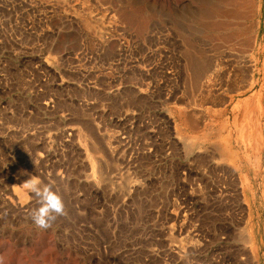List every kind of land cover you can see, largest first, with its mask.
Returning <instances> with one entry per match:
<instances>
[{
    "label": "rangeland",
    "instance_id": "374dc122",
    "mask_svg": "<svg viewBox=\"0 0 264 264\" xmlns=\"http://www.w3.org/2000/svg\"><path fill=\"white\" fill-rule=\"evenodd\" d=\"M262 52L264 0H0V264H264Z\"/></svg>",
    "mask_w": 264,
    "mask_h": 264
},
{
    "label": "clouds",
    "instance_id": "9594fccd",
    "mask_svg": "<svg viewBox=\"0 0 264 264\" xmlns=\"http://www.w3.org/2000/svg\"><path fill=\"white\" fill-rule=\"evenodd\" d=\"M25 189L39 198L40 206L32 211V220L40 228H48L57 215L64 214V203L52 186H42L37 179H29Z\"/></svg>",
    "mask_w": 264,
    "mask_h": 264
},
{
    "label": "bare ground",
    "instance_id": "6f19581e",
    "mask_svg": "<svg viewBox=\"0 0 264 264\" xmlns=\"http://www.w3.org/2000/svg\"><path fill=\"white\" fill-rule=\"evenodd\" d=\"M208 5H206V8H204V15H201V16H203L204 17V19H208L209 18V16L211 17L212 16V14L215 12L214 11V8L209 4V3H207ZM124 8V7H123ZM245 12V11H244ZM130 13V12H129ZM127 15V14H126ZM132 15V14H131ZM238 15V14H237ZM194 16V15H193ZM204 21V20H203ZM219 24V23H218ZM227 24V23H226ZM231 24H233V23H231ZM220 26H221V23H220ZM224 28V27H223ZM263 43V42H262ZM262 51V50H261ZM262 53H264V52H262ZM259 54V53H258ZM264 56V55H263ZM196 59V58H195ZM200 59V58H199ZM262 59V58H261ZM206 60V59H205ZM198 62H200V61H198ZM262 62V61H261ZM209 66V65H208ZM195 67V66H194ZM201 68V67H200ZM264 74V73H263ZM260 77H261V75H260ZM263 77V76H262ZM260 80V79H259ZM256 95H258V94H256ZM264 105V104H263ZM255 129V128H254ZM251 136V135H250ZM254 137V136H253ZM254 139V138H253ZM264 185V184H263ZM264 190V189H263Z\"/></svg>",
    "mask_w": 264,
    "mask_h": 264
}]
</instances>
